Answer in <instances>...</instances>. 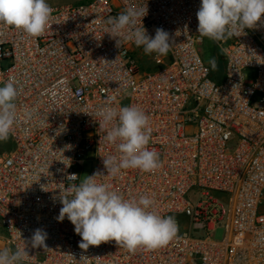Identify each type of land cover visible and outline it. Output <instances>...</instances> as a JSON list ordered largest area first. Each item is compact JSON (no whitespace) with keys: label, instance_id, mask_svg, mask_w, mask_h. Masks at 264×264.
<instances>
[{"label":"built area","instance_id":"2783aa9c","mask_svg":"<svg viewBox=\"0 0 264 264\" xmlns=\"http://www.w3.org/2000/svg\"><path fill=\"white\" fill-rule=\"evenodd\" d=\"M146 3L147 33L170 35L166 56L131 42L118 48L104 33L109 15ZM200 3L55 5L51 28L38 38L0 25V80L18 87L15 130L0 142V248L23 246L42 228L48 250L27 248L36 264H264V16L257 28L215 42L224 64L216 82L200 53L207 39L197 31ZM110 97V106L136 104L150 116L148 147L162 166L97 179L154 198L161 216L176 218L178 236L164 247L133 253L109 241L83 250L74 225L57 219L68 175L82 179L86 163L89 175H107L102 156L115 148L100 142L93 116Z\"/></svg>","mask_w":264,"mask_h":264},{"label":"clouds","instance_id":"9594fccd","mask_svg":"<svg viewBox=\"0 0 264 264\" xmlns=\"http://www.w3.org/2000/svg\"><path fill=\"white\" fill-rule=\"evenodd\" d=\"M53 11L47 0H0V25L38 38L51 28ZM147 14V3L129 5L102 21L104 33L116 41L118 48L131 42L145 55L166 56L173 47L170 35L157 28L154 37L150 36L143 25ZM262 16L264 0H201L196 13L198 36L226 43L244 34L245 29L257 28ZM209 64L215 71V61L210 60ZM0 85V142H4L14 133L17 123L18 87L12 79L0 80ZM113 99L110 97L92 115L104 132L100 142L115 148L116 154L102 156L107 175L101 171L83 179L75 173L68 175L72 182L59 189L57 198L62 207L57 219L62 222L67 218L74 225L83 250L109 241L133 253L141 248L158 249L177 238L176 218L161 216L154 198L126 196L112 184L97 179L115 178L128 169L154 173L162 166L159 153L148 147L153 131L150 116L136 104L110 106ZM24 115L30 119L32 113L26 111ZM46 240V231L35 229L30 240H23V246L0 248V264H36L27 248L30 244L33 249L48 250Z\"/></svg>","mask_w":264,"mask_h":264},{"label":"rangeland","instance_id":"374dc122","mask_svg":"<svg viewBox=\"0 0 264 264\" xmlns=\"http://www.w3.org/2000/svg\"><path fill=\"white\" fill-rule=\"evenodd\" d=\"M90 0H47V2L51 5V6H55V5H66V4H83V3H87ZM216 45H215V41L209 40L208 38L204 41L203 45H201L200 47V53L202 58L204 59V61L206 63H209L210 60H214V51H215ZM220 67V69L218 68ZM217 70L218 73L220 75H222V77L224 76V64L222 63V65H218L217 66ZM255 72L253 70H250L247 72V79L251 80L254 78ZM92 168V164L91 163H86L85 164V168L83 171V176L82 179L85 175H89L90 171ZM214 237L216 240H222L224 237V231L222 229H218L217 232L214 234Z\"/></svg>","mask_w":264,"mask_h":264},{"label":"trees","instance_id":"16d2710c","mask_svg":"<svg viewBox=\"0 0 264 264\" xmlns=\"http://www.w3.org/2000/svg\"><path fill=\"white\" fill-rule=\"evenodd\" d=\"M214 61H215V64H216V70L215 71H213L212 70V77H213V79L216 81V82H220V81H222L223 80V77H222V75H220L219 73H218V68L220 69V67H218L217 68V66L218 65H222V63H223V61H222V58H221V55L219 54V52H218V50H217V48H215V51H214Z\"/></svg>","mask_w":264,"mask_h":264}]
</instances>
